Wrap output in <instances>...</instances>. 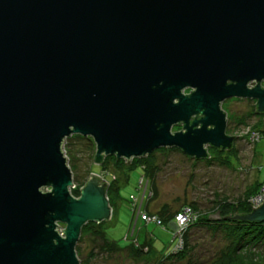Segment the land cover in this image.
<instances>
[{"label":"water","instance_id":"water-1","mask_svg":"<svg viewBox=\"0 0 264 264\" xmlns=\"http://www.w3.org/2000/svg\"><path fill=\"white\" fill-rule=\"evenodd\" d=\"M253 80L264 0H0V264H81L82 227L111 219L96 175L71 194L66 138H90L96 165L164 148L203 161L234 142L223 101L264 113ZM246 219L264 222V202Z\"/></svg>","mask_w":264,"mask_h":264},{"label":"rangeland","instance_id":"rangeland-1","mask_svg":"<svg viewBox=\"0 0 264 264\" xmlns=\"http://www.w3.org/2000/svg\"><path fill=\"white\" fill-rule=\"evenodd\" d=\"M221 110L226 114V134L235 137L232 150L219 152L207 148L209 158L203 161L189 158L178 149L164 148L162 152L155 151L157 166L154 185L157 194L148 202L149 212H157L164 205H169L172 212L180 211L183 205L194 204L201 214H205L214 208L216 201L222 198L234 201L244 194L246 188H253L256 180H264V137L252 144L246 136L247 130L264 123V117L255 113L254 103L248 100L227 99L221 104ZM178 131L177 127L172 128V132ZM88 143L85 140L77 142L73 154L75 162L68 164L73 177L75 175V179L78 178L85 184L93 162L90 150L93 147L91 145V148L86 149ZM90 169L93 174H104L110 182L121 177V173H117L114 168L103 172L95 163ZM140 175V168H136L129 173L127 180L121 181V204L113 211L111 219L105 222V232L111 240L118 242L120 247L127 246L132 240H138L140 243L147 241L156 254L168 255L174 246L173 232L176 228L173 221H170L165 229L153 223L145 225L138 218L134 234H131L133 220L129 197L138 194ZM150 186L153 188L152 180ZM60 229H65V226L61 225ZM190 234L191 245L195 247L192 256L197 264L209 261L221 246L220 238L213 237L203 228L192 229ZM127 235L129 241L125 240ZM156 254H149L140 260L123 256H100L92 264H152L162 258Z\"/></svg>","mask_w":264,"mask_h":264},{"label":"trees","instance_id":"trees-1","mask_svg":"<svg viewBox=\"0 0 264 264\" xmlns=\"http://www.w3.org/2000/svg\"><path fill=\"white\" fill-rule=\"evenodd\" d=\"M255 107V113L264 117V113H258ZM257 133L264 135V123L250 128V133ZM89 142L86 149L91 148L92 164L95 160V146L90 138H84L79 135H73L66 138L64 143V152L67 158V164H72L74 161V147L80 141ZM164 149H159L162 152ZM175 150V149H172ZM156 153H152L141 159H133L130 165L125 164L123 160H117L115 157H104L100 163L103 172H109L108 169L114 168L117 173H121L119 179H114L110 182L106 189V196L108 198L109 206L113 211L117 209L120 203L119 189L122 180H127L129 173L136 168H140L141 173L147 178L152 186L150 191L152 197L156 196L157 190L154 185L155 171H156ZM209 155V154H208ZM207 160V159H206ZM91 164V165H92ZM90 165V168H91ZM71 172L72 169L69 167ZM89 168V172L92 173ZM89 173V174H90ZM73 175V173H72ZM78 177V176H76ZM85 183L80 182L78 178L73 177V186L71 194L74 197L79 196V190ZM262 182L256 180L253 188H246L244 194L234 201L220 199L215 202L214 208L210 212L201 214L194 204L183 205L191 207L194 212H197L198 218L188 225L183 235L182 248L174 253L168 255L156 254L147 241L140 243L138 240H132L125 247H120L118 242L111 240L105 232V222L101 223H87L81 229L80 238L76 245V256L81 264H92L97 257L106 256L108 258H116L118 256L128 257L132 260L145 258L149 254H156L161 259L156 260L152 264H197L192 256L195 247L191 245V230L192 229H205L212 234L213 237H219L221 246H219L216 254L212 258L200 264H264V222L250 221L246 219L248 215L254 210L250 200L259 192ZM154 198V197H153ZM149 201H152V199ZM148 201V202H149ZM144 210L149 212L148 203ZM178 211V210H177ZM177 211L171 210L169 205L162 206L156 214L164 223V226L174 221ZM152 213V212H149ZM148 239V236L146 240ZM129 241L128 239H125Z\"/></svg>","mask_w":264,"mask_h":264},{"label":"built area","instance_id":"built-area-1","mask_svg":"<svg viewBox=\"0 0 264 264\" xmlns=\"http://www.w3.org/2000/svg\"><path fill=\"white\" fill-rule=\"evenodd\" d=\"M248 132L249 130H247L246 136L247 139L252 142V144L258 142L261 137H264V135H259L255 132L250 133L248 135ZM124 162L125 164L130 165L132 163V160L130 161L124 160ZM96 176L99 177L102 181H104L107 186H109L110 181L106 180L104 174H99ZM72 188H74V186ZM151 198H152V193L149 188V182L147 178L141 173L138 183V194L136 196L129 197V207L133 220V229L131 234L134 233L138 218H140V222L145 225L153 223L159 227H163L165 229L168 228L167 225L164 226V223L156 214L149 213L144 210L149 199ZM263 202H264V184L263 186H261L259 192L250 200L253 209L260 207ZM197 218H198L197 212H194V210H192L191 207L189 206H183L180 209V211H178V213L175 215L174 218L175 220L173 221V223L175 224L176 231L173 232L174 246L171 253H174L182 248L184 232L186 231L188 225L191 224L193 221L197 220ZM62 230L63 229L58 228L59 232H62ZM125 239H127V237H125Z\"/></svg>","mask_w":264,"mask_h":264},{"label":"flooded vegetation","instance_id":"flooded-vegetation-1","mask_svg":"<svg viewBox=\"0 0 264 264\" xmlns=\"http://www.w3.org/2000/svg\"><path fill=\"white\" fill-rule=\"evenodd\" d=\"M227 84L228 85H230V84H232V82H230V81H228L227 82ZM260 85V87L262 88V89H264V80L263 81H261L260 83H257L256 81H252V82H249L248 83V87L249 88H253V87H255L256 85ZM189 93H191V90L190 89H186L185 91H184V94H189ZM231 99H236V98H231ZM240 100H243V99H240ZM248 101H252L253 103H254V106L256 107V101H254V100H248ZM223 103V102H222ZM221 103V104H222ZM221 104H220V109H221ZM257 108V107H256ZM257 111V110H256ZM226 115V114H225ZM203 116H202V113H198V114H196V115H193L191 118H190V121L192 122L193 120H199L200 118H202ZM200 126V125H199ZM198 126V127H199ZM175 127H177L178 129H179V131L178 132H185V130H184V125L183 124H178V125H176ZM208 128H211V127H208ZM174 133V132H173ZM227 135V134H226ZM228 136V135H227ZM234 140H235V138H233ZM233 146H234V142H233V144H232V146H231V149H229V150H232V148H233ZM207 148H210V147H207ZM211 149H214V148H211ZM215 150H217V151H219V152H226V151H229V150H221V149H215ZM208 151V150H207Z\"/></svg>","mask_w":264,"mask_h":264},{"label":"clouds","instance_id":"clouds-1","mask_svg":"<svg viewBox=\"0 0 264 264\" xmlns=\"http://www.w3.org/2000/svg\"><path fill=\"white\" fill-rule=\"evenodd\" d=\"M255 144V143H254ZM64 149V148H63ZM133 160V159H132ZM124 161V160H123ZM90 175H99V174H93V173H90ZM114 180V179H113ZM108 187V186H107ZM153 213V212H152ZM112 217V216H111ZM134 234V233H133ZM125 237H127V239L129 238L128 237V235L127 236H125ZM129 240V239H128ZM135 241H137V240H135Z\"/></svg>","mask_w":264,"mask_h":264},{"label":"bare ground","instance_id":"bare-ground-1","mask_svg":"<svg viewBox=\"0 0 264 264\" xmlns=\"http://www.w3.org/2000/svg\"><path fill=\"white\" fill-rule=\"evenodd\" d=\"M60 226H61V225H59V227H58V228H60ZM63 230H64V229H63ZM58 233H59V231H58ZM59 234H60V233H59Z\"/></svg>","mask_w":264,"mask_h":264}]
</instances>
